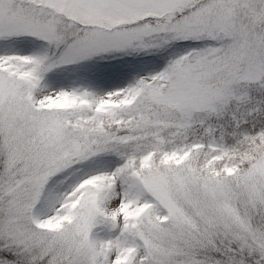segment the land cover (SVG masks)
<instances>
[{"label": "snow or ice", "instance_id": "1", "mask_svg": "<svg viewBox=\"0 0 264 264\" xmlns=\"http://www.w3.org/2000/svg\"><path fill=\"white\" fill-rule=\"evenodd\" d=\"M0 264H264V0H0Z\"/></svg>", "mask_w": 264, "mask_h": 264}]
</instances>
